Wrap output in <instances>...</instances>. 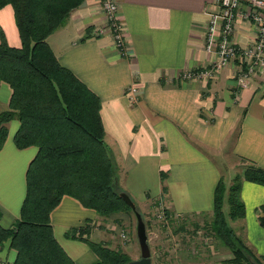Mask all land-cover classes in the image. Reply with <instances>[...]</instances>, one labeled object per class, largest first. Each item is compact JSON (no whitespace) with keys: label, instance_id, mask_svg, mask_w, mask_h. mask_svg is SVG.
<instances>
[{"label":"crops","instance_id":"1","mask_svg":"<svg viewBox=\"0 0 264 264\" xmlns=\"http://www.w3.org/2000/svg\"><path fill=\"white\" fill-rule=\"evenodd\" d=\"M118 3L128 54L117 50L109 36L93 34L94 26L104 20L98 0H85L75 8L48 41L60 63L100 97L105 141L117 164V179L135 203L148 210L161 198L174 214L206 215L213 210L214 191L221 176L230 183L242 159L264 168V81L256 76L248 87H239L233 65L208 79L182 77L185 69L207 66L214 58L205 49L204 31L207 11L218 9L216 0ZM0 25L8 42L19 46L11 4L0 8ZM253 31L252 24L238 19L236 42L248 44ZM131 86L138 88L133 96ZM11 95L9 83L1 81L0 110L8 106ZM17 127L18 120L12 119L8 137L0 147L3 227L12 226L20 216L26 171L37 151L36 146L15 145ZM241 197L245 203L242 234L253 252L264 256V225L260 222L264 184L244 180ZM50 220L58 242L77 264H91L97 255L83 239L72 236V230L93 222L101 225L90 230L92 240L123 247L133 259L140 257L129 212L103 217L77 198L64 195L51 211ZM122 227L130 234L127 242L120 234ZM158 241L161 248L150 245L152 263L173 264L178 256H171L175 250L169 246L165 248L169 240L161 237ZM8 244H0V264L16 257V250ZM210 247L205 245L200 251L205 259L215 258L214 253L210 256ZM183 262L181 257L174 260V264Z\"/></svg>","mask_w":264,"mask_h":264},{"label":"trees","instance_id":"2","mask_svg":"<svg viewBox=\"0 0 264 264\" xmlns=\"http://www.w3.org/2000/svg\"><path fill=\"white\" fill-rule=\"evenodd\" d=\"M84 1L0 0V8L6 4L13 6L21 39L19 46L11 45L0 25V82L6 81L12 88L8 106L0 110V147L8 137L10 121L16 118L15 145L37 148L26 171L20 216L12 226L0 225V244L8 241L16 250L14 260L1 264H77L58 242L50 220L51 211L64 195L77 198L103 217L126 211L134 223L136 220L134 210L120 195L124 188L117 181V164L105 141L101 99L60 63L48 41L49 35L64 25ZM242 161L229 185L224 175L220 177L214 191L212 218L204 221L202 227L192 217L165 209L160 225L165 229L169 248L180 249L178 231L192 237L194 234L202 245H210V238L207 241L205 237L213 232L231 248L232 256L220 264H250L251 260L264 264V256L255 254L230 224V220L242 221L245 217L243 181L264 184V168L251 160ZM165 179L163 172L162 195L167 189ZM159 201L161 198L152 202L153 208ZM225 201L228 212L224 210ZM136 208L147 226L145 214L137 204ZM188 221L192 225L190 230ZM260 222L264 225V215ZM100 225L87 223L72 230V236L83 239L97 255L91 264H130L133 258L125 248L90 238V230ZM173 225L177 227L174 229ZM122 231L126 230L122 227ZM181 236L188 244L190 238Z\"/></svg>","mask_w":264,"mask_h":264},{"label":"built area","instance_id":"3","mask_svg":"<svg viewBox=\"0 0 264 264\" xmlns=\"http://www.w3.org/2000/svg\"><path fill=\"white\" fill-rule=\"evenodd\" d=\"M218 9L207 11V23L204 31V46L214 58L209 64L200 68H187L181 74L183 78L208 79L222 68L233 65L237 85L245 88L252 79L260 76L264 81V0H216ZM104 15L102 23L93 30L95 36L107 35L113 45L122 54H128L124 36V24L119 16L118 0H100ZM241 19L253 25L254 31L246 45H240L235 40L237 20ZM131 95L138 92L136 86H131ZM167 205L162 201L154 207V215L162 220L165 217ZM120 234L127 238L125 231ZM208 241L209 236L205 237Z\"/></svg>","mask_w":264,"mask_h":264},{"label":"rangeland","instance_id":"4","mask_svg":"<svg viewBox=\"0 0 264 264\" xmlns=\"http://www.w3.org/2000/svg\"><path fill=\"white\" fill-rule=\"evenodd\" d=\"M98 1H99V7L101 8L100 0H98ZM94 27H96V26H94ZM117 181H118V179H117ZM227 185H229V178H228V181H227ZM138 206H139V204H138ZM140 209H141V207H140ZM224 210H225V212H228V203L226 201H225V204H224ZM141 211L145 214L144 217H145V219L147 221L146 229H147L148 240L150 241L149 242L150 245L151 246L152 245L153 246H157L156 248H161V244L159 243L160 240L158 241V239H160L161 237H164V234H165V233H163V231H165V229H163L162 226L160 225V221L161 220H159L154 215L153 206H151V208H149L148 210H146V209L142 210L141 209ZM200 215L201 216H198V217H193L192 216V218L194 219V221L200 222L201 227H202V225H204V221L205 222H206V220L209 221V219L212 218V214H210V213L207 216H205L203 214H200ZM230 224L232 225V227H234V229L237 231V233L244 238V236L242 234L243 233V220L242 221H241V219L230 220ZM187 226H188L189 230L192 228L191 227L192 225H191L190 221L187 222ZM176 227L177 226L173 225L174 229ZM205 229H206V227H204V234L206 232ZM126 234H127V237L129 238L130 237L129 232H126ZM183 234H184L183 237H185L186 239L189 240V238H190L189 241H186V242H188V244H186L185 242L182 241V239H181L182 236L181 235H183ZM183 234L180 231L177 232V237L181 240L180 249L175 251V252L171 251L173 253L171 256H178L177 258L181 257L182 260L184 261L183 262L184 264H202L201 263L202 260H205L206 264H220V262L223 259H226V258H229V257L232 256L231 248L226 243H224V241L219 236H216L215 233H213V232H211V233L206 235V236H210L209 243L211 245L210 248L212 250L211 253H210V256L212 257V255L214 253L213 257H215V258H212V259H209V258L205 259L204 255L200 253L201 249H203V247L205 245L199 244L198 243L199 240L195 238L194 234H193V237L188 232H186V233L183 232ZM132 236L138 242V238H137V235H136V220H135V229L132 232ZM122 238L124 239L125 242L128 241L127 238H125L123 236H122ZM195 243H197V245H195ZM156 244H158V245H156ZM168 246L169 245L165 244V248L166 249H167ZM206 246H208V245H206ZM156 248H155V253L158 252V250ZM170 250L174 251L175 247L171 248V246H170ZM153 253H154V248H153ZM177 258H175L174 260H176ZM174 260L172 262L173 264H174Z\"/></svg>","mask_w":264,"mask_h":264},{"label":"water","instance_id":"5","mask_svg":"<svg viewBox=\"0 0 264 264\" xmlns=\"http://www.w3.org/2000/svg\"><path fill=\"white\" fill-rule=\"evenodd\" d=\"M120 195L131 206V208L134 210L136 215V235L140 245L141 253H140V257L136 259H132L130 261V264H153L151 247L148 240L145 220L141 212L137 210L136 203L131 198V196L125 190H122L120 192ZM250 264H257V262L255 260H251Z\"/></svg>","mask_w":264,"mask_h":264}]
</instances>
